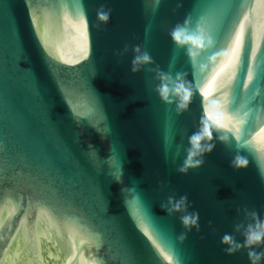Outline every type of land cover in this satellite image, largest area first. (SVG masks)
I'll use <instances>...</instances> for the list:
<instances>
[{
  "label": "water",
  "instance_id": "obj_1",
  "mask_svg": "<svg viewBox=\"0 0 264 264\" xmlns=\"http://www.w3.org/2000/svg\"><path fill=\"white\" fill-rule=\"evenodd\" d=\"M186 18L214 40L194 60L170 38ZM158 70L185 75V110ZM204 128L215 147L180 173ZM260 225L264 0H0V264H251Z\"/></svg>",
  "mask_w": 264,
  "mask_h": 264
},
{
  "label": "clouds",
  "instance_id": "obj_2",
  "mask_svg": "<svg viewBox=\"0 0 264 264\" xmlns=\"http://www.w3.org/2000/svg\"><path fill=\"white\" fill-rule=\"evenodd\" d=\"M109 17L110 14L107 12L98 14V18L101 21L106 22ZM170 38L174 45L178 49L184 50L186 55L192 60H194L206 46L214 44V40L211 37H205L198 23L195 28L192 27L189 18H186L182 24H178L172 29ZM135 52L137 55L133 59L132 67L134 73L140 71L141 65L152 63L151 55L147 51L141 52V49L137 46ZM157 77L159 79V84L155 91L161 102L167 105L175 104L178 113L185 110L191 102L193 95L189 83L185 79V75L181 72H176L175 75H172L171 73L158 70ZM211 140L212 132L208 128L193 133L189 137L190 147L187 149L186 158L178 171L185 174L189 169H197L202 166L205 152L210 153L215 147L214 144L210 143ZM204 141H208V143L205 144ZM231 165L236 169H243L247 167V161L244 157L237 156L232 160ZM115 182L121 183V179H117ZM186 202L187 197H181L173 206V199L169 198V206L166 208L164 205H161V209L171 213L172 211L179 210L180 206L186 204ZM181 222L183 226L188 229L191 227H198V213L182 216ZM222 243L229 245L227 248L229 255L233 254L241 247L240 244L235 243L232 237L227 234L223 237ZM260 244H264V225H260L259 228L250 226L246 233L245 245L252 248ZM248 255L251 264H259L261 259L264 258V253H257L254 250L249 251Z\"/></svg>",
  "mask_w": 264,
  "mask_h": 264
},
{
  "label": "snow or ice",
  "instance_id": "obj_3",
  "mask_svg": "<svg viewBox=\"0 0 264 264\" xmlns=\"http://www.w3.org/2000/svg\"><path fill=\"white\" fill-rule=\"evenodd\" d=\"M142 221H144V222H146V220H145V213H144V211H143V209L141 208L140 209V217H139ZM150 219V221H151V218H149Z\"/></svg>",
  "mask_w": 264,
  "mask_h": 264
}]
</instances>
